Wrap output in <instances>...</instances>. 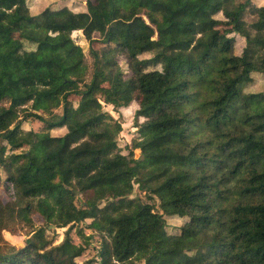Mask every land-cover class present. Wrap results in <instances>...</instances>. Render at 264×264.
<instances>
[{"label":"trees","instance_id":"16d2710c","mask_svg":"<svg viewBox=\"0 0 264 264\" xmlns=\"http://www.w3.org/2000/svg\"><path fill=\"white\" fill-rule=\"evenodd\" d=\"M85 5L31 15L27 0H0V176L13 200H0V264H76L74 228L100 237L98 264H264V92H246L264 79V4ZM223 29L244 39L239 56ZM133 102L144 121L122 154L103 103ZM175 217L188 222L168 234ZM49 226L66 229L60 244ZM15 227L29 236L18 249L2 235Z\"/></svg>","mask_w":264,"mask_h":264},{"label":"rangeland","instance_id":"374dc122","mask_svg":"<svg viewBox=\"0 0 264 264\" xmlns=\"http://www.w3.org/2000/svg\"><path fill=\"white\" fill-rule=\"evenodd\" d=\"M87 0H27V6L29 9V13L31 15H37L44 10H57L62 7H67L69 10L73 12H81L86 9V3ZM261 1L264 0H256L257 3H261ZM223 32H226L229 38H233V48H234V54L240 55L242 53V50L245 46V41L243 38H241L240 35L235 33L232 29H223ZM94 38H98V34H94ZM72 39L76 44H78L82 49L83 52L87 55L88 45L85 41L84 37L82 36L81 32H73L72 33ZM106 50H111V48L107 47ZM141 59H150V54H143L140 56ZM117 61L121 67V69L124 71V73H127V65L125 63L124 58L119 57L117 58ZM159 67L154 66H148L147 70H153ZM129 75V74H128ZM246 92L248 93H261L264 92V79L261 75L253 74L252 75V81L248 83L246 86ZM138 107L135 102L131 103L128 107L125 108H113L111 105H106L103 103V111L109 113L114 120H116L122 127V131L118 135L117 138V145L119 149L121 150L122 154H127L128 146L131 145V143L134 140L139 139V133L137 125L141 124L144 119L143 118H137L135 116L136 111ZM41 124L40 123H23L21 125L22 129L25 131L33 130L35 132H38L40 129ZM63 129H55L51 131V135L57 136L63 133ZM135 158L137 159L139 156V152L137 151L135 154ZM3 178L0 176V200L3 202L5 206H12V197L10 196V192H5V188L2 184ZM132 198H141L143 201H145V197L143 192H140L137 189V186H134V191L131 195ZM155 207L157 210H159L158 202L155 200ZM161 213V212H160ZM36 226H42L44 225V221L40 216H36L33 218ZM187 218H167L166 219V231L168 234L176 233L178 229L184 224L187 223ZM78 228H74L69 232V237L71 239V243L74 244L77 247H82L83 252L82 255L75 259L76 264H84L86 261H91L93 264H98L100 259L98 256V251L100 249L101 239L98 235H95L92 233L89 229L82 228L83 235L89 236L91 239L86 240L85 238L81 237V235L77 232ZM13 231H3L2 235L5 241H7L10 245L14 246L16 249L23 247L28 239L29 236H26L23 230H20L18 227H15L12 229ZM65 230L66 229H56V228H49V230L46 232L47 238L51 241L52 246L58 245L62 242V240L65 237ZM5 249L0 251L3 253ZM7 251V250H5Z\"/></svg>","mask_w":264,"mask_h":264},{"label":"crops","instance_id":"0c3cea01","mask_svg":"<svg viewBox=\"0 0 264 264\" xmlns=\"http://www.w3.org/2000/svg\"><path fill=\"white\" fill-rule=\"evenodd\" d=\"M255 2H256V0H255ZM262 4H264V1H261V3H257V5H262Z\"/></svg>","mask_w":264,"mask_h":264},{"label":"water","instance_id":"95a60500","mask_svg":"<svg viewBox=\"0 0 264 264\" xmlns=\"http://www.w3.org/2000/svg\"><path fill=\"white\" fill-rule=\"evenodd\" d=\"M158 203H159V201L158 200H156ZM158 205V204H157ZM49 228H52V226H49Z\"/></svg>","mask_w":264,"mask_h":264}]
</instances>
